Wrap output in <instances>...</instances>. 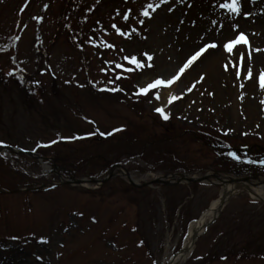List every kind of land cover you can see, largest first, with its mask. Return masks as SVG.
<instances>
[{"label":"rangeland","instance_id":"obj_1","mask_svg":"<svg viewBox=\"0 0 264 264\" xmlns=\"http://www.w3.org/2000/svg\"><path fill=\"white\" fill-rule=\"evenodd\" d=\"M230 2L0 0V149L13 148L0 151V264H166L219 198L211 176L252 177L264 0H238L239 14ZM240 33L247 44L223 48ZM213 42L171 85L137 95ZM179 175L210 179L148 185ZM181 264H264V202L233 196Z\"/></svg>","mask_w":264,"mask_h":264},{"label":"bare ground","instance_id":"obj_2","mask_svg":"<svg viewBox=\"0 0 264 264\" xmlns=\"http://www.w3.org/2000/svg\"><path fill=\"white\" fill-rule=\"evenodd\" d=\"M209 61L215 64L217 57H212ZM164 104L165 99L160 101V106L163 107ZM121 172L124 173L123 170L119 171V173ZM123 173L121 174L123 175ZM83 184L85 187L88 186L87 182ZM222 187L223 190L219 198L213 201L209 208L202 212L198 219L189 224L182 254L178 253L176 255L178 256L177 258H170L166 264H181L185 262L193 252L199 237L205 233L211 223L221 214L223 208L229 203L231 198L239 192L247 191L253 199L264 202V177L262 176L257 179H250L249 182L224 183Z\"/></svg>","mask_w":264,"mask_h":264},{"label":"snow or ice","instance_id":"obj_3","mask_svg":"<svg viewBox=\"0 0 264 264\" xmlns=\"http://www.w3.org/2000/svg\"><path fill=\"white\" fill-rule=\"evenodd\" d=\"M220 6L222 8H224V9L229 10L231 13L239 14V12H240L238 0H231L230 3H224V4H221ZM149 7L151 8L152 5H149ZM144 15L148 16L149 13L147 11H145ZM242 43L243 44H247L248 42H247L246 37L244 36V34L240 33L234 39H230L227 43H224L222 46H223L224 49H226L227 51L231 52L232 48L235 45L242 44ZM209 47H216V44L214 42L211 43V44L205 43L202 46H200L198 49H195L193 51V53L187 58L186 62L182 65V67L179 68L178 73L176 75H174L172 79L168 80L167 82H165L162 79H157L153 83L149 84L146 88L141 89L140 92L137 93V95H140V94L147 95L149 93V91L152 90V89H156V88H159L161 86L171 85L176 79L179 78V74L183 73L184 70L190 64H192L193 61H195L205 51V49H207ZM242 55L243 54L241 53V58H242ZM147 59L150 61L152 59V57L148 56ZM132 63H137L138 64L137 61H132ZM140 66L142 67V65H140ZM150 66L151 65L149 64V67ZM246 74L249 76V78H251V71L250 70H246ZM260 80H261V87L264 88V74H261ZM37 83H39V82H37ZM106 90H108V89H101V91H106ZM116 90H119V89H116ZM178 98L179 97H176V96L173 95L171 97V100H176ZM155 99L156 100L160 99V95H159L158 92L155 95ZM155 111L158 112L165 121H167L170 118V112L166 114L164 108H162V107L157 106L155 108ZM89 122L90 123H94L92 121H89ZM121 130L122 129H116L115 131H121ZM94 134H96V133H90L88 135L90 136V135H94ZM99 134L102 135V136L106 135L105 133H99ZM110 134H112V133H108L107 135H110ZM54 143H55V141H54ZM0 146H2V145H0ZM44 146H47V145H44ZM230 155L232 156L233 159H239L235 152L230 153ZM41 242L42 243H47V241H45V240H41Z\"/></svg>","mask_w":264,"mask_h":264},{"label":"water","instance_id":"obj_4","mask_svg":"<svg viewBox=\"0 0 264 264\" xmlns=\"http://www.w3.org/2000/svg\"><path fill=\"white\" fill-rule=\"evenodd\" d=\"M5 149L6 150L8 149V150L13 151V148H11V147L2 148V149H0V151H4ZM243 151L247 153L250 150L249 149H243ZM231 152H235L236 154H241L242 153V151H240V150H234V149L231 150ZM25 154H27L29 156L32 155L31 153H25ZM117 168H118V166H114L111 169V171L109 173V176L107 178H105V179L102 180V184H105L107 181H109L110 179L114 178L117 175V173H116ZM126 175H127V179L130 182V184H132L133 186H137V184L133 181L131 175L128 172H126ZM259 177L260 176L255 175V176H252V177H248L247 176V177H240V178H231V177L222 178L218 174H214V175L211 176V178L217 179L222 184H224V183L232 184V183H236V182H249L250 179H257ZM177 178H178V180L176 182L175 181H170V180H164L163 179V180H154L153 182H151L148 185L160 184V185L169 186V185H174V184H180L183 181H186L187 183H195V182L202 183L203 181L210 179L209 176H204V177H202L200 179H189V178H187L186 176H183V175H179ZM74 181H75V184H77V185H81L84 182H87V183L90 182V183H94V184L97 183V182H99L97 180H91V181L90 180L89 181H81V180L77 181V180H74ZM217 219H218V217L213 222H215ZM182 251H183V249L180 251L181 254H182ZM174 257L177 258L178 256H174Z\"/></svg>","mask_w":264,"mask_h":264},{"label":"flooded vegetation","instance_id":"obj_5","mask_svg":"<svg viewBox=\"0 0 264 264\" xmlns=\"http://www.w3.org/2000/svg\"><path fill=\"white\" fill-rule=\"evenodd\" d=\"M254 152L255 150L253 149L251 153H253V155H249L248 156V163L250 162V164L252 163V165H250V170L251 173L250 174H263L264 173V150H258V153H261L260 158H256L254 156ZM260 165V169L255 168L258 167ZM262 165V166H261ZM255 166V167H254Z\"/></svg>","mask_w":264,"mask_h":264},{"label":"trees","instance_id":"obj_6","mask_svg":"<svg viewBox=\"0 0 264 264\" xmlns=\"http://www.w3.org/2000/svg\"><path fill=\"white\" fill-rule=\"evenodd\" d=\"M110 138H108L107 140H109ZM103 141H106V140H103ZM97 142V141H96ZM98 143H103V142H101V141H98Z\"/></svg>","mask_w":264,"mask_h":264}]
</instances>
